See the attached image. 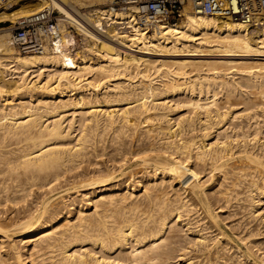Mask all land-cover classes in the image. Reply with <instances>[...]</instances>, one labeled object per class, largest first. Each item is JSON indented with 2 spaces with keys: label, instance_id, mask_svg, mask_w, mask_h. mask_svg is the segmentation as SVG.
<instances>
[{
  "label": "bare ground",
  "instance_id": "bare-ground-1",
  "mask_svg": "<svg viewBox=\"0 0 264 264\" xmlns=\"http://www.w3.org/2000/svg\"><path fill=\"white\" fill-rule=\"evenodd\" d=\"M112 1L0 9L60 14L34 51L0 28V264H264V12Z\"/></svg>",
  "mask_w": 264,
  "mask_h": 264
},
{
  "label": "built area",
  "instance_id": "built-area-1",
  "mask_svg": "<svg viewBox=\"0 0 264 264\" xmlns=\"http://www.w3.org/2000/svg\"><path fill=\"white\" fill-rule=\"evenodd\" d=\"M13 1L16 0H0V9ZM111 6L114 8L132 6L136 21L147 26L162 20L177 21L185 8L215 16L224 15L246 20L264 12V0H113ZM8 22L10 44L26 52L42 47V34L50 31V27L55 25L57 20L53 11L43 10L30 17Z\"/></svg>",
  "mask_w": 264,
  "mask_h": 264
},
{
  "label": "rangeland",
  "instance_id": "rangeland-1",
  "mask_svg": "<svg viewBox=\"0 0 264 264\" xmlns=\"http://www.w3.org/2000/svg\"><path fill=\"white\" fill-rule=\"evenodd\" d=\"M80 10H82V12H85L86 11V9L85 8H80ZM51 11H53V15L55 16V18H56V20L58 21V17H59V13L57 12V10L56 9H52ZM59 22H61L60 20H59ZM9 24V22L7 21L6 23H3V22H0V28L1 27H5V26H7ZM66 26H67V28H68V30H69V32H70V34H71V37L73 38V41L75 42L73 45H74V47L76 48V50H78V52H79V50H81V47L83 46V44L85 43V38H83L82 36H84V35H82L81 34V32H79V30L78 29H76V27L72 24V23H66ZM211 52V51H210ZM208 53V55L209 56H207V54H205L204 56H205V58H209V57H213L214 56V53H209V52H207ZM154 54V55H153ZM150 55H152V56H150ZM161 55H164V56H162V58H175V57H179V56H175V55H172L171 56V54H169V53H161V54H158V53H149V57H151V58H158V57H160L161 58ZM166 55V56H165ZM170 56V57H168V56ZM213 55V56H212ZM157 56V57H156ZM181 57H183V56H181ZM171 68H175V66H172ZM236 76V75H235ZM172 97V96H171ZM171 97H168V99H171ZM177 98V96H174V98ZM173 98V97H172ZM217 174H218V172L217 171H215L214 173H213V179H212V177H211V180L208 182V183H210L212 180H214L216 177H217ZM182 262H179V264H181Z\"/></svg>",
  "mask_w": 264,
  "mask_h": 264
}]
</instances>
